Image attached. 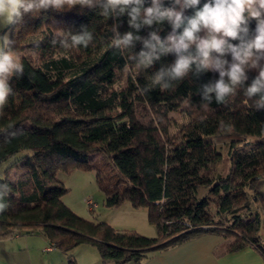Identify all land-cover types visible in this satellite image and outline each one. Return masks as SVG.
Returning <instances> with one entry per match:
<instances>
[{"label":"trees","instance_id":"trees-1","mask_svg":"<svg viewBox=\"0 0 264 264\" xmlns=\"http://www.w3.org/2000/svg\"><path fill=\"white\" fill-rule=\"evenodd\" d=\"M150 2L145 0V6ZM119 20L122 34L134 31L126 15ZM112 23L76 6L26 16L15 29L18 52L43 42L36 56L21 53L25 74L12 79L14 95L0 119V163L13 158L0 177L13 190L10 207L0 213V238L38 232L65 252L89 243L104 263L119 264L139 263L154 250L215 232L226 239L224 251L250 245L264 258V197L254 189L264 176V110H255L242 91L227 105L205 106L198 91L218 79L215 72L190 75L167 91L138 94L137 83L147 84L175 56H164L137 74L128 53L110 46ZM81 25L94 28V46L65 53L50 45L52 26L78 30ZM255 26L253 19L250 30ZM155 27L137 34L146 37ZM170 31L165 23L159 35ZM141 47L137 42L134 51ZM124 70L126 85L116 87ZM256 75L248 72L246 86ZM171 111L183 119L172 121ZM223 160L225 173L217 170ZM73 169L95 170L106 207L128 201L144 208L156 235L76 214L63 202L68 189L57 178L58 172ZM253 199L259 203L255 210Z\"/></svg>","mask_w":264,"mask_h":264},{"label":"clouds","instance_id":"clouds-1","mask_svg":"<svg viewBox=\"0 0 264 264\" xmlns=\"http://www.w3.org/2000/svg\"><path fill=\"white\" fill-rule=\"evenodd\" d=\"M79 6L81 10H94L97 16L108 21L111 32L110 46L137 70V74L152 67L162 57L172 54L173 63L161 66L150 75L144 86L137 83V92L147 95L159 88L167 91L191 76L218 73V79L200 86L198 94L207 106L213 103L227 105L241 91L255 110H264V0H0V119L6 117L5 107L14 95L12 79H22L25 67L16 50L15 29L23 25L26 16L39 17L42 12L70 11ZM188 9L192 15H186ZM127 16L128 26L134 31L121 33L119 18ZM256 21L254 31L249 28ZM167 23L171 31L166 37L159 32ZM146 37L137 33L153 28ZM7 29V31L5 30ZM49 43L53 48L67 53L74 49L94 46L95 30L81 25L78 30L52 26ZM238 41V43H233ZM43 38L33 42L32 48L23 55L36 56ZM139 42L142 47L135 52ZM230 56L229 60L227 57ZM257 75L250 84L248 72ZM12 188L0 181V213L10 207Z\"/></svg>","mask_w":264,"mask_h":264},{"label":"crops","instance_id":"crops-1","mask_svg":"<svg viewBox=\"0 0 264 264\" xmlns=\"http://www.w3.org/2000/svg\"><path fill=\"white\" fill-rule=\"evenodd\" d=\"M124 205V209L132 217L130 221L114 224L99 217L95 221L107 222L116 229L135 230L151 235V229L144 221L147 213L141 210L134 212L135 208L129 203ZM147 223L151 224L149 221ZM225 241L219 233H201L166 248L154 250L139 263L127 261L119 264H264V258L252 246L224 251ZM70 258L73 259V264H116L112 261L104 263L96 247L89 243H81L65 252L52 246L38 232L0 238V264H69Z\"/></svg>","mask_w":264,"mask_h":264},{"label":"rangeland","instance_id":"rangeland-1","mask_svg":"<svg viewBox=\"0 0 264 264\" xmlns=\"http://www.w3.org/2000/svg\"><path fill=\"white\" fill-rule=\"evenodd\" d=\"M7 31V30H6ZM27 48H23L19 51V53L25 52ZM127 70L120 72L117 76V81L115 86L122 88L126 85L127 82ZM29 92L28 94H30ZM169 117L172 121L180 122L183 118V115L178 111H171L169 113ZM219 148L224 149L220 143L217 144ZM20 154V153H19ZM18 156V155H17ZM20 156V155H19ZM13 159V158H12ZM9 159L5 162L0 163V177L2 176L3 169L12 161ZM217 170L222 171L223 173L227 170V161L223 160L221 163L218 164ZM95 170H87V169H73L69 172L60 171L57 174V178L63 183V185L68 189L66 194L63 196V202L72 209L76 214L86 218V219H93L101 218L106 221H110L111 223H125L130 221L132 217L128 214V212L124 209V204H128V201H124V203L118 208H109L106 207L103 203L104 200V193L99 189L96 179H95ZM254 189L264 197V176L260 177L259 180L254 185ZM90 199L94 202V205L90 207L87 203V200ZM254 200V199H253ZM252 201V200H251ZM259 203L254 200L251 202V207L255 210V207ZM130 208V207H128ZM256 209L260 210L259 207ZM136 210L145 211L144 208L133 209L135 212ZM262 213V212H261ZM264 217L261 214V218ZM214 220L216 222H220L218 217L214 216ZM145 223L150 227L151 235L142 233L147 236H155L156 230L153 225H149L147 223V216L145 215L144 218ZM221 224V222H220ZM262 224V220H261ZM222 225V224H221ZM141 233V232H139Z\"/></svg>","mask_w":264,"mask_h":264},{"label":"built area","instance_id":"built-area-1","mask_svg":"<svg viewBox=\"0 0 264 264\" xmlns=\"http://www.w3.org/2000/svg\"><path fill=\"white\" fill-rule=\"evenodd\" d=\"M87 203L90 205V207L94 205V202H92L90 199L87 200Z\"/></svg>","mask_w":264,"mask_h":264},{"label":"water","instance_id":"water-1","mask_svg":"<svg viewBox=\"0 0 264 264\" xmlns=\"http://www.w3.org/2000/svg\"><path fill=\"white\" fill-rule=\"evenodd\" d=\"M5 30H7V29H5Z\"/></svg>","mask_w":264,"mask_h":264}]
</instances>
